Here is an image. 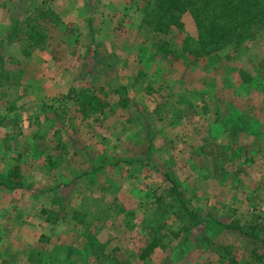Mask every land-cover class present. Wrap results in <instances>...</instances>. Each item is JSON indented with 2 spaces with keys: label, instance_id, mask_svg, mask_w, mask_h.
Segmentation results:
<instances>
[{
  "label": "rangeland",
  "instance_id": "374dc122",
  "mask_svg": "<svg viewBox=\"0 0 264 264\" xmlns=\"http://www.w3.org/2000/svg\"><path fill=\"white\" fill-rule=\"evenodd\" d=\"M157 3L0 0V119L17 104L52 117L38 121L42 140L1 143L96 150L98 172L78 189L104 217L94 233L116 247L108 264H264V30L198 57L185 10L163 12L175 17L165 33L142 25ZM24 25L37 46L21 42ZM67 84L107 105L79 120L59 99ZM72 154L69 178L84 158Z\"/></svg>",
  "mask_w": 264,
  "mask_h": 264
},
{
  "label": "crops",
  "instance_id": "0c3cea01",
  "mask_svg": "<svg viewBox=\"0 0 264 264\" xmlns=\"http://www.w3.org/2000/svg\"><path fill=\"white\" fill-rule=\"evenodd\" d=\"M256 26L264 30V24H254L249 30H255ZM221 50L203 56L213 59ZM221 82L226 85L223 79ZM72 85L63 87L59 99L66 105L77 107L78 111L77 92L83 89L72 88ZM126 102L129 104L130 100L126 98L124 105ZM21 105L17 104L0 119V264H108L116 247L96 238L95 228L104 217L93 212L91 201L86 199L87 192L78 189V185L89 188L88 177L98 172L99 166L92 155L96 150L93 147L85 149L72 138L65 140L72 144L71 148L62 146L61 140L47 149L3 145L1 142L9 138L23 139L25 143L42 140L43 137L37 134L38 121L52 118L48 117L45 107L46 112H42L43 107L38 106L43 116L35 114L32 117L29 109L25 111ZM142 110L148 111L146 107ZM90 112L77 113L76 118L86 120ZM31 126L35 130H26ZM73 150L85 159L79 171L75 164V176L69 178L71 159L77 156L72 154ZM56 156L61 158L58 162L57 158L54 159ZM111 167L114 168L115 164L112 163ZM139 254V259L146 255L140 257ZM112 261L117 264L119 260ZM124 262L128 264L127 260Z\"/></svg>",
  "mask_w": 264,
  "mask_h": 264
},
{
  "label": "trees",
  "instance_id": "16d2710c",
  "mask_svg": "<svg viewBox=\"0 0 264 264\" xmlns=\"http://www.w3.org/2000/svg\"><path fill=\"white\" fill-rule=\"evenodd\" d=\"M157 2V6H160L162 12L151 14L152 20H148L150 16L146 15L142 18V25L153 21L151 25L155 33H165L169 24L175 21V17L171 13L167 14L168 16L164 13L171 9L174 11L185 10L191 19L195 34V47L191 52L198 57L215 52L224 45L234 42L252 25L264 24V0H157ZM21 34V42L29 48L40 43L35 26L24 25ZM162 43L160 42L156 47L157 51L160 50ZM0 79H7V72L2 69H0ZM77 94L78 111L82 115L88 114L91 110L101 109L107 103L80 90ZM172 191L174 188L171 186L167 194L172 196ZM184 211L187 213V217L188 215L193 217L189 210L184 208ZM177 233L174 232L173 235L176 236ZM156 245L157 240L151 238L139 256L143 257Z\"/></svg>",
  "mask_w": 264,
  "mask_h": 264
}]
</instances>
